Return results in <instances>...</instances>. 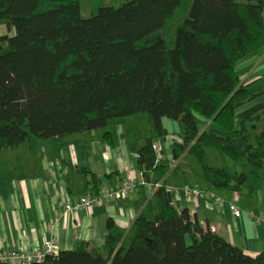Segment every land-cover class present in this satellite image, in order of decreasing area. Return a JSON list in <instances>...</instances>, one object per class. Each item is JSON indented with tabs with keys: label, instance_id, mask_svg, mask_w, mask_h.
Listing matches in <instances>:
<instances>
[{
	"label": "trees",
	"instance_id": "obj_1",
	"mask_svg": "<svg viewBox=\"0 0 264 264\" xmlns=\"http://www.w3.org/2000/svg\"><path fill=\"white\" fill-rule=\"evenodd\" d=\"M81 1L0 0V20L16 30L0 36V150L144 113L161 135L163 119L182 121L175 150L195 155L209 183L227 188L235 180L237 189L248 175L209 165L206 148L248 161L254 181L262 179L264 129L251 134L247 124L264 121V103L240 111L255 93L241 85L238 64L264 49V0H193L174 48L151 36L183 0H131L91 17L82 16ZM196 114L210 123L201 134ZM104 134L114 145L113 133ZM153 143L138 150L137 164L146 181L161 184L158 212L136 218L130 245L109 234L102 248L61 251L33 264H264V251L248 256L204 230L188 209H176L165 183L170 159L157 163Z\"/></svg>",
	"mask_w": 264,
	"mask_h": 264
},
{
	"label": "crops",
	"instance_id": "obj_2",
	"mask_svg": "<svg viewBox=\"0 0 264 264\" xmlns=\"http://www.w3.org/2000/svg\"><path fill=\"white\" fill-rule=\"evenodd\" d=\"M238 74L241 85L255 93L254 99L240 111L264 103V49L243 58L238 64ZM135 120L144 121L147 130L132 128ZM169 121L163 119L164 134L156 131V138L155 125L144 114L114 119L103 130L50 139L33 136L15 148L0 150V248L32 247L55 239L61 251H84L104 247L109 234L119 246L127 248L134 236L136 218L144 214L151 219L158 212V187L144 179L137 164L138 150L150 138L163 147L161 139L170 138L175 142L174 151L171 156L166 154L169 162L177 166L170 169L165 183L172 189L176 209H188L204 230L211 229L248 256L256 257L263 252L264 209L259 208L260 193L256 200L253 197L257 188H248L244 183L233 189L235 180L227 188L209 183L197 167L193 169L190 162L184 161L188 150L182 154L175 150L183 135L178 136ZM209 124L203 118L198 119L199 134ZM251 126L254 132L264 129V121L256 120ZM107 131L113 133L114 145L105 139ZM129 171H134L137 185L127 198L66 211V204L95 193L91 174L96 176L100 190L121 186ZM243 187L251 190L250 199L242 195L238 202L240 216L236 217L228 204L233 202L234 191ZM186 190H198L205 196L188 195ZM214 197L225 202L221 204ZM109 220L113 221L111 229Z\"/></svg>",
	"mask_w": 264,
	"mask_h": 264
},
{
	"label": "rangeland",
	"instance_id": "obj_3",
	"mask_svg": "<svg viewBox=\"0 0 264 264\" xmlns=\"http://www.w3.org/2000/svg\"><path fill=\"white\" fill-rule=\"evenodd\" d=\"M131 0H82L80 2V8H81V14L83 17H91L98 13L99 9L101 7L105 6H113V7H120L124 5L125 3L130 2ZM193 0H183L181 6L177 9L175 14L168 20L165 27L151 36V38L159 37L166 41V44L169 48H174L176 45V36H177V30L183 23V21L187 18L191 5ZM15 27L13 23L9 19H1L0 20V36L1 35H9L12 36L15 34ZM7 48V47H6ZM142 115L144 116V113L142 114H135V116ZM197 119L202 118L199 114H196ZM127 118V117H124ZM132 118V117H129ZM119 119V118H118ZM170 124H172V129H175L177 131V135L181 136L185 133V126L182 123L181 120H171L169 119ZM183 126V127H182ZM248 129L251 134L254 133L253 128L251 126V123L247 124ZM138 128L139 131L147 130V124L144 123V121L135 120L132 123V128ZM170 127V125H169ZM154 128V127H153ZM155 135H153L154 138L157 137L156 131L158 130L155 128ZM158 138L159 133H158ZM157 138V139H158ZM162 142H164L165 152L168 153L170 156L173 155L175 142L168 138L167 141H164V138L161 139ZM252 143H256L254 136L252 137ZM177 145V144H176ZM179 149V148H178ZM181 151V152H180ZM180 154H182V150L179 149ZM206 153L208 156L209 165L217 168H224L229 173H235V172H242L246 173L248 175V178L245 182L247 184L246 187L251 188L255 187L257 188L253 194V197L257 198V193H260V200H259V208L264 209V181L255 182L254 176L252 173V166L251 164L244 160H234L231 157L227 156L226 154L218 151L215 148H206ZM184 161L190 162L191 168H198V170L201 172V174H204L203 168L197 161L195 155L188 153ZM183 165V164H182ZM181 170V166L179 168ZM262 179L264 177V169L261 170ZM241 190V188H240ZM241 197L244 196V199H250V193L251 190L243 187V189L240 191ZM128 247V246H127Z\"/></svg>",
	"mask_w": 264,
	"mask_h": 264
},
{
	"label": "built area",
	"instance_id": "obj_4",
	"mask_svg": "<svg viewBox=\"0 0 264 264\" xmlns=\"http://www.w3.org/2000/svg\"><path fill=\"white\" fill-rule=\"evenodd\" d=\"M182 141L180 138L178 139ZM152 148L156 154V162L161 163L167 161V155L164 147L159 143H153ZM171 168L176 167L177 164L171 163ZM137 183L134 171H129L125 176L123 184L119 187H104L97 193H87L80 197L77 201L66 204V211H77L82 208H94L100 206L104 202L118 201L125 199L129 196V193L135 189ZM161 184L158 183L157 187ZM169 192L172 189L167 188ZM186 194L195 196H205V194L198 190H186ZM233 202H230L229 208L236 217L240 216V208L238 202L241 200V192L239 190L234 191ZM210 196V195H208ZM212 197V196H210ZM215 200L221 204L225 200L221 197H214ZM259 222V220H258ZM61 252V247L57 240L49 239L45 240L41 244L32 247H20V248H0V264H33L42 263L51 254H58Z\"/></svg>",
	"mask_w": 264,
	"mask_h": 264
}]
</instances>
